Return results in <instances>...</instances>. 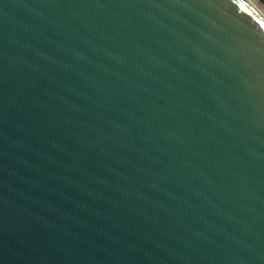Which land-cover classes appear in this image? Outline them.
<instances>
[{
  "label": "water",
  "instance_id": "water-1",
  "mask_svg": "<svg viewBox=\"0 0 264 264\" xmlns=\"http://www.w3.org/2000/svg\"><path fill=\"white\" fill-rule=\"evenodd\" d=\"M0 264H264V19L0 0Z\"/></svg>",
  "mask_w": 264,
  "mask_h": 264
},
{
  "label": "bare ground",
  "instance_id": "bare-ground-1",
  "mask_svg": "<svg viewBox=\"0 0 264 264\" xmlns=\"http://www.w3.org/2000/svg\"><path fill=\"white\" fill-rule=\"evenodd\" d=\"M245 1L264 19V12L258 7L254 0Z\"/></svg>",
  "mask_w": 264,
  "mask_h": 264
},
{
  "label": "rangeland",
  "instance_id": "rangeland-1",
  "mask_svg": "<svg viewBox=\"0 0 264 264\" xmlns=\"http://www.w3.org/2000/svg\"><path fill=\"white\" fill-rule=\"evenodd\" d=\"M256 2V4L258 5V7L264 12V4L261 3L259 0H254Z\"/></svg>",
  "mask_w": 264,
  "mask_h": 264
},
{
  "label": "trees",
  "instance_id": "trees-1",
  "mask_svg": "<svg viewBox=\"0 0 264 264\" xmlns=\"http://www.w3.org/2000/svg\"><path fill=\"white\" fill-rule=\"evenodd\" d=\"M259 1L264 4V0H259Z\"/></svg>",
  "mask_w": 264,
  "mask_h": 264
}]
</instances>
